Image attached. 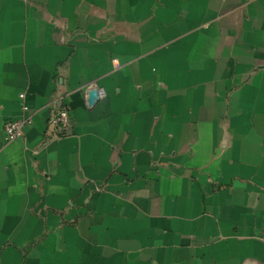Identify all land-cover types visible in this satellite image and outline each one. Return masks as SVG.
I'll use <instances>...</instances> for the list:
<instances>
[{
  "label": "crops",
  "instance_id": "crops-1",
  "mask_svg": "<svg viewBox=\"0 0 264 264\" xmlns=\"http://www.w3.org/2000/svg\"><path fill=\"white\" fill-rule=\"evenodd\" d=\"M263 225L264 0H0V264H264Z\"/></svg>",
  "mask_w": 264,
  "mask_h": 264
},
{
  "label": "built area",
  "instance_id": "built-area-1",
  "mask_svg": "<svg viewBox=\"0 0 264 264\" xmlns=\"http://www.w3.org/2000/svg\"><path fill=\"white\" fill-rule=\"evenodd\" d=\"M20 98H25L24 92L20 93ZM22 108L24 111H27L29 106L25 103H22ZM32 120V115H25L19 118L5 120L3 127L6 140L12 141L22 137L24 135V127L27 124H30ZM49 122L57 134L67 132L71 122L69 110L65 107L55 110L52 113ZM257 236L264 241V225L258 229Z\"/></svg>",
  "mask_w": 264,
  "mask_h": 264
},
{
  "label": "water",
  "instance_id": "water-1",
  "mask_svg": "<svg viewBox=\"0 0 264 264\" xmlns=\"http://www.w3.org/2000/svg\"><path fill=\"white\" fill-rule=\"evenodd\" d=\"M98 95H99V90L97 88L90 89L87 97L88 103L93 104L98 99Z\"/></svg>",
  "mask_w": 264,
  "mask_h": 264
}]
</instances>
